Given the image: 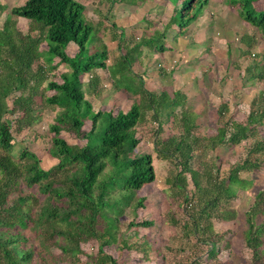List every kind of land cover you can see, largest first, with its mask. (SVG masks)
<instances>
[{"label": "trees", "instance_id": "1", "mask_svg": "<svg viewBox=\"0 0 264 264\" xmlns=\"http://www.w3.org/2000/svg\"><path fill=\"white\" fill-rule=\"evenodd\" d=\"M168 1L174 9L163 30L142 20L143 36L127 46L111 66L107 65L108 48L99 37L101 23L87 19L84 3L26 0L10 9L11 16L29 21V27L26 33L20 32L17 21L9 18L0 28V264H118L106 250L109 247L119 254L136 251L147 262H154L153 255L165 262L164 249L149 236L139 235L140 228L154 225L139 220V210L145 207L140 191L157 178L152 154L137 152L138 134L149 119L157 125L153 138L156 158L169 166L165 182L184 210L185 219L178 221L169 213L168 221L181 241L193 248L206 246V258H217L214 221L237 219L239 212L233 202L239 192L247 191L251 204L243 210L240 235L252 253L251 264H264V186L255 188L264 164V139L254 141L257 127L264 125V97L258 94L253 99L244 122L234 119L229 103L222 101L216 133L207 136L197 133L200 114L188 111L184 93L177 90L171 96L163 91L157 95L146 89L144 79L133 71L134 65L153 54L171 51L168 35L175 31L173 40L186 35L212 2ZM263 2L225 0L237 12L239 28L245 31L240 24L247 23L257 33L249 42H242L238 53L245 82L264 79V49L259 53L255 38L264 41V9L259 8ZM6 10L0 3V12ZM112 27L116 28L115 23ZM70 45L77 47L75 53L69 52ZM62 65L65 71L57 81L53 74ZM104 69L121 90L139 99L128 111H96L86 98L83 77L90 75L89 87L96 94V71ZM160 75L169 82L165 69H160ZM37 98L42 110L39 115ZM46 111L54 112L48 135L43 136H50L47 157L54 161L48 169L33 149L18 147L12 132L13 124L17 131L31 130ZM169 118L179 133L163 139L162 121ZM86 124L90 125L87 132L83 131ZM64 133L85 143L70 144ZM250 140L245 148L243 142ZM223 146L244 150V158L226 173L221 172L218 155L202 165L199 157L203 153L217 152ZM91 240L98 243L93 258L81 247ZM167 250L172 251L169 246ZM195 255L191 261L175 264H203L197 250Z\"/></svg>", "mask_w": 264, "mask_h": 264}, {"label": "rangeland", "instance_id": "2", "mask_svg": "<svg viewBox=\"0 0 264 264\" xmlns=\"http://www.w3.org/2000/svg\"><path fill=\"white\" fill-rule=\"evenodd\" d=\"M26 0H0L7 10L0 12V28L4 21L12 18L17 21L20 32L26 33L29 21L11 16L10 9L23 5ZM86 5V17L94 24L101 23L99 37L108 48L109 60L107 65L111 66L120 59V55L125 52L127 46L133 45L142 36L144 25L142 20H148L153 25L163 30L165 24L172 16L174 7L168 0H103V4L98 7L100 0H78ZM260 9H264V2L260 4ZM237 12L227 6L225 0H212L211 4L203 12L200 18L189 27L186 35L173 40L176 32L170 33L167 43L172 50L163 53L153 54L144 58L143 62H137L133 71L144 79L146 89L157 95L167 91L173 96L174 91L180 90L187 96L186 108L188 111L200 114L198 119L197 133H204L213 136L218 127V107L222 101H227L234 119L245 121L247 118L253 99L261 94L264 97V79L261 81L244 80V66L242 60L237 61L242 42H249L254 34V29L249 24H240L245 31L239 28ZM115 23L116 28L112 25ZM259 45V53L262 54L264 41L255 37ZM43 48V47H42ZM69 52L75 53L77 47L69 46ZM253 52V51H252ZM145 53L149 51L145 49ZM241 57V56H240ZM257 60H259L257 58ZM64 65L54 71V79L60 81V73L65 71ZM165 69V73L170 75L162 78L160 69ZM99 77L98 93L94 94L89 87L88 79L90 75L83 77L84 91L86 98L91 101L94 110L128 111L130 107L139 99L133 98L125 91L121 90L110 77L108 69L96 71ZM261 104L260 98L257 99ZM264 101V100H263ZM263 103V102H262ZM36 114L42 113L40 98L36 99ZM234 109V111H233ZM54 121V112H44L36 125L31 129L17 131V126L13 124L12 132L18 141V147L27 146L33 149L42 160L45 169L51 167L54 161L47 157V149L50 146V136L48 135L49 125ZM164 131L161 134L163 139H167L171 134H178L179 130L173 126V119L162 121ZM157 125L154 121L148 120L141 128L138 136L141 138L137 152L142 154L150 153L154 157V166L157 178L155 182L145 186L140 195L145 198V207L139 210V220H150L154 225L150 228H140L139 235H147L156 246L162 247L166 253V261L162 262L160 257L152 256L154 262H147L141 258V254L136 251H124L118 253L115 247L106 248L109 254L117 259L118 264H175L177 262L191 261L195 257L196 250L203 264H251L252 253L246 247L240 232L243 226V210L251 204V196L247 191L239 192L237 199L233 202V207L239 212L237 219L233 221L215 220L214 227L217 233L219 252L217 258H206V246L193 248L192 244L185 240L181 241L178 230L174 225L168 223L169 213L174 215V219L183 220L184 210L180 199L171 195L166 178L169 175L167 162L156 158L154 152V131ZM259 134L254 141L264 139V125L257 127ZM90 130V125L86 124L83 131ZM52 136V135H51ZM65 139L70 144L83 145L85 141L77 139L74 135L64 133ZM249 142L244 141L246 148ZM243 147V148H244ZM244 152V150H241ZM237 152L232 147L223 146L217 152L208 151L202 154V165L211 163L214 156L218 155L221 162V172L226 173L229 168L241 158L242 152ZM199 152V151H198ZM218 162V163H219ZM201 167V165H199ZM258 185L264 186V164L259 173ZM189 189L192 188L191 181ZM195 242V240H193ZM169 246L172 251L167 250ZM82 250L86 255L94 257L98 250V243L94 240L82 244ZM185 248V252H179V248ZM200 248V249H199ZM82 255L81 259L85 260Z\"/></svg>", "mask_w": 264, "mask_h": 264}]
</instances>
